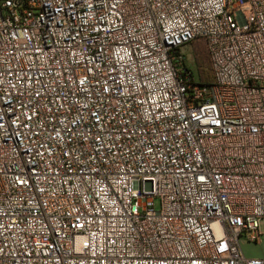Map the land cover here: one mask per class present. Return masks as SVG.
Returning a JSON list of instances; mask_svg holds the SVG:
<instances>
[{
	"label": "built area",
	"instance_id": "1",
	"mask_svg": "<svg viewBox=\"0 0 264 264\" xmlns=\"http://www.w3.org/2000/svg\"><path fill=\"white\" fill-rule=\"evenodd\" d=\"M263 225L264 0H0V264H264Z\"/></svg>",
	"mask_w": 264,
	"mask_h": 264
},
{
	"label": "rangeland",
	"instance_id": "2",
	"mask_svg": "<svg viewBox=\"0 0 264 264\" xmlns=\"http://www.w3.org/2000/svg\"><path fill=\"white\" fill-rule=\"evenodd\" d=\"M185 55V64L191 69L194 79L200 81L199 73H202V82H210L212 79L209 58L206 52V46L202 41H195L182 49ZM261 242L248 244L242 238L240 248L246 258L264 259V236Z\"/></svg>",
	"mask_w": 264,
	"mask_h": 264
},
{
	"label": "crops",
	"instance_id": "3",
	"mask_svg": "<svg viewBox=\"0 0 264 264\" xmlns=\"http://www.w3.org/2000/svg\"><path fill=\"white\" fill-rule=\"evenodd\" d=\"M264 236V225H263V228H262V234H261V236H260V238H259V241L258 242H261V240H262V238L261 237H263Z\"/></svg>",
	"mask_w": 264,
	"mask_h": 264
},
{
	"label": "trees",
	"instance_id": "4",
	"mask_svg": "<svg viewBox=\"0 0 264 264\" xmlns=\"http://www.w3.org/2000/svg\"><path fill=\"white\" fill-rule=\"evenodd\" d=\"M202 77H203L202 73H199V78H200V80H201ZM201 81H203V80H201ZM205 83H206V82H205Z\"/></svg>",
	"mask_w": 264,
	"mask_h": 264
}]
</instances>
